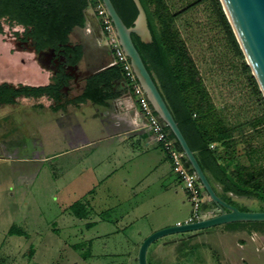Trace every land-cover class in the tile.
Listing matches in <instances>:
<instances>
[{
	"label": "rangeland",
	"instance_id": "obj_1",
	"mask_svg": "<svg viewBox=\"0 0 264 264\" xmlns=\"http://www.w3.org/2000/svg\"><path fill=\"white\" fill-rule=\"evenodd\" d=\"M193 1L166 0L172 12L180 13L175 27L197 64L213 103L232 123L259 116L261 111L242 74L241 61L227 46L208 6L200 4L185 10ZM22 33L20 26L3 24L0 84L27 74L34 62L29 54L20 52L32 48L31 42L21 41ZM48 52H43L42 62L49 61ZM8 111L0 107V264H137L138 250L146 236L175 219L182 218L180 222L185 223V218L191 216L190 203L183 211L172 206L160 208L137 222L124 221L122 227L100 222L85 229L83 222H78L68 209L77 199L63 195L61 159L32 164L21 162L12 154L20 134L14 126L18 117L14 121L7 116ZM20 118L30 130L44 133L49 128L39 111H25ZM51 129L54 138L59 139L60 131L55 124ZM260 130L263 133L249 142L258 151L253 154L256 165H264V127ZM247 143H239L237 150L239 161L248 165ZM231 200L245 212L264 210L255 198ZM218 213L215 207L214 215ZM92 218L97 220L98 215ZM118 227L122 230L117 231ZM254 227L222 225L165 236L149 246L147 264H264V223ZM10 229L23 230L25 235L9 236Z\"/></svg>",
	"mask_w": 264,
	"mask_h": 264
},
{
	"label": "crops",
	"instance_id": "obj_2",
	"mask_svg": "<svg viewBox=\"0 0 264 264\" xmlns=\"http://www.w3.org/2000/svg\"><path fill=\"white\" fill-rule=\"evenodd\" d=\"M85 17L84 27L75 28L70 36V42L82 48L81 58L73 71L79 78L68 76L67 84L57 98L46 94L39 97L20 95L13 103H0V107L9 110L7 116L13 117L14 121L18 117L14 126L20 135L14 142L12 154L21 162L32 164L61 159L63 195L77 199L68 205V209L78 222H83L85 229L94 228L100 222L121 224L122 227L124 221L137 222L160 208L172 206L183 211L190 205L188 197L173 175L166 154L147 130L146 118L126 79L113 80L103 90V98L99 101L80 100L87 79L112 66L114 59L91 6L85 11ZM46 51H49V61L42 62L45 51L37 53L33 47L28 51L20 49L34 62L27 74L0 85L14 89L48 86L58 73L52 60L54 51ZM25 111L41 112L45 117L44 124H49V128L44 133L30 130L20 118ZM52 124L60 131L59 139L54 138ZM255 133L250 128L235 133L234 160L241 158L237 150L239 143L248 142L246 153L255 149L249 144L259 135ZM221 154L230 159L222 149ZM206 176L221 199L226 196L233 200L237 198L224 193L218 182ZM202 210L211 217L215 206L205 197ZM95 214L98 219H91ZM181 219H175L159 230L182 224ZM121 227L117 231L122 230ZM20 231L22 235H10L9 231L8 235L24 236L25 232Z\"/></svg>",
	"mask_w": 264,
	"mask_h": 264
},
{
	"label": "trees",
	"instance_id": "obj_3",
	"mask_svg": "<svg viewBox=\"0 0 264 264\" xmlns=\"http://www.w3.org/2000/svg\"><path fill=\"white\" fill-rule=\"evenodd\" d=\"M110 1L124 24L131 27L138 14L133 1ZM139 1L147 17L152 42L142 43L136 35H132L133 44L199 165L222 186L224 193L255 198L264 206V165H256L253 160V154L258 151L252 148L247 151L248 165L232 157L237 144L235 133H241L245 127L254 130L255 134L263 133L260 128L264 127V99L244 61L219 0H194L188 3L185 10L200 4L208 6L224 33L227 46L241 61L242 74L261 114L237 124L230 122L213 103L199 68L175 27L180 13L172 12L166 0ZM90 6L92 4L88 0H0V33L3 32V24L20 26L23 28L21 41L31 42L37 53L46 50L61 52L66 62L74 66L81 58L82 48L73 45L70 36L75 28L84 27L85 11ZM122 77L125 78V74L121 64L103 69L87 79L80 100H101L103 90L113 80ZM67 80L63 74H58L46 87L14 89L0 85V103H13V99L20 95L39 97L46 94L57 98ZM221 149L230 159L221 156ZM222 200L236 207L229 197ZM255 224L236 222L225 226L254 229ZM9 234L22 235V232L10 229Z\"/></svg>",
	"mask_w": 264,
	"mask_h": 264
},
{
	"label": "water",
	"instance_id": "obj_4",
	"mask_svg": "<svg viewBox=\"0 0 264 264\" xmlns=\"http://www.w3.org/2000/svg\"><path fill=\"white\" fill-rule=\"evenodd\" d=\"M102 1L113 23L119 44L130 62L138 84L142 88L154 112L174 138L189 168L197 177L205 195L219 211L218 214L199 222L177 224L153 232L140 245L137 264H147L146 255L149 246L165 236L203 231L236 222L264 223V211H240L238 208L226 203L216 194L205 172L199 165L194 152L187 144L131 38L132 35H136L142 43L149 44L152 42L147 17L140 1L132 0L138 14L131 27H127L124 24L110 0ZM219 2L246 64L251 70L252 76L264 99V0H219ZM69 68L74 71V66L70 65ZM74 75L78 77L77 73H74Z\"/></svg>",
	"mask_w": 264,
	"mask_h": 264
},
{
	"label": "built area",
	"instance_id": "obj_5",
	"mask_svg": "<svg viewBox=\"0 0 264 264\" xmlns=\"http://www.w3.org/2000/svg\"><path fill=\"white\" fill-rule=\"evenodd\" d=\"M88 1L92 4V9L100 23L101 30L105 36V42L113 53L114 59L111 65L121 64L123 67L125 79L132 88L140 112L146 118V128L166 154L170 161L173 175L176 177L191 203L192 214L187 221H185V224L199 222L209 218V213L202 210L203 201L206 195L197 177L189 168L183 153L176 146L175 140L172 139L169 130L154 112L146 95L138 84L130 62L119 44L113 23L107 13L103 1Z\"/></svg>",
	"mask_w": 264,
	"mask_h": 264
},
{
	"label": "flooded vegetation",
	"instance_id": "obj_6",
	"mask_svg": "<svg viewBox=\"0 0 264 264\" xmlns=\"http://www.w3.org/2000/svg\"><path fill=\"white\" fill-rule=\"evenodd\" d=\"M52 60L54 67L56 66L58 74H63L65 77L72 76L73 78H76L73 71L69 68L70 65L66 62L65 57L61 55V52L54 51V57Z\"/></svg>",
	"mask_w": 264,
	"mask_h": 264
}]
</instances>
